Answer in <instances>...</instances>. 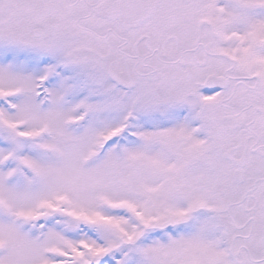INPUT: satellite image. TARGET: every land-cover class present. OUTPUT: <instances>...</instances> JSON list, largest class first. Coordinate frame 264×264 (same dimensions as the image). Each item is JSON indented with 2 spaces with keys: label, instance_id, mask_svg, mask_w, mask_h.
<instances>
[{
  "label": "snow or ice",
  "instance_id": "1",
  "mask_svg": "<svg viewBox=\"0 0 264 264\" xmlns=\"http://www.w3.org/2000/svg\"><path fill=\"white\" fill-rule=\"evenodd\" d=\"M0 264H264V0H0Z\"/></svg>",
  "mask_w": 264,
  "mask_h": 264
}]
</instances>
